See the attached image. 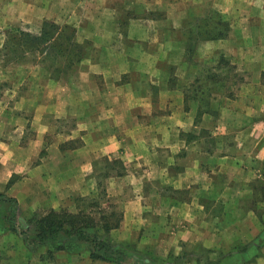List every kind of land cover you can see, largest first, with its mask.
<instances>
[{
    "label": "crops",
    "instance_id": "0c3cea01",
    "mask_svg": "<svg viewBox=\"0 0 264 264\" xmlns=\"http://www.w3.org/2000/svg\"><path fill=\"white\" fill-rule=\"evenodd\" d=\"M45 25L59 52L27 51L13 111H0V199L16 205L0 260L41 249L42 264H118L87 243L32 250L13 224L20 210L98 216L105 200L109 241L147 264H264V212L241 205L260 187L264 201V0H0V55ZM50 70V92L30 87Z\"/></svg>",
    "mask_w": 264,
    "mask_h": 264
},
{
    "label": "trees",
    "instance_id": "16d2710c",
    "mask_svg": "<svg viewBox=\"0 0 264 264\" xmlns=\"http://www.w3.org/2000/svg\"><path fill=\"white\" fill-rule=\"evenodd\" d=\"M54 30L53 25H45L38 34L20 29L18 36L5 46L4 50L6 51L14 46L13 50L16 53L19 45L23 47L24 49L18 55L17 60L23 59V54L27 51L43 54L44 50L53 48L52 50L59 52V43L57 42L59 37L54 38L56 32ZM64 38L67 39V37ZM68 45L71 47L74 44L69 41ZM45 61L42 58V63L52 66L51 61ZM99 209L98 216L50 211L46 215L32 217L34 227L31 234L29 232L23 233V240L32 250L42 245H48L49 256L56 250H75L79 243H87L90 245V257L92 259L113 261L118 264H147L148 261L140 259L138 255L132 253L133 247L130 244L109 241L106 233L117 225L118 215L113 211L108 214L102 210V207ZM97 226H99L101 232L95 230ZM92 227H94V230H91ZM259 237V240H264V230ZM253 249L255 251L254 246L253 248L244 249L247 254L246 257L254 252ZM127 260L129 263L125 262ZM172 264H177V262ZM225 264H234V261L228 260Z\"/></svg>",
    "mask_w": 264,
    "mask_h": 264
},
{
    "label": "rangeland",
    "instance_id": "374dc122",
    "mask_svg": "<svg viewBox=\"0 0 264 264\" xmlns=\"http://www.w3.org/2000/svg\"><path fill=\"white\" fill-rule=\"evenodd\" d=\"M22 29L27 31V32H29V33L37 34L36 28H33V27L32 28L22 27ZM13 47H11L10 49H7L6 51H4V56L0 55V64H4L5 69H7L8 71L11 70L9 73H7V72L5 73L4 72L3 73L4 76H2L1 73H0V80H2L1 83H4L3 86H1V88H0V98L3 96L4 99H5V103L0 105V111L4 110V112H9V113L11 111H13V108H12V105H11L12 100H10V99L13 97V94H14V97L17 95L16 94V91H17L16 85L18 84V81L21 82L22 79L26 77L27 71L32 65L31 63L26 62V61L29 60L28 58L33 59L34 57H36V56H33V55H27L25 53V54H23V58H25L24 59L25 63H22V64L18 63V65H16L17 62H19V60H17V57L20 54V52L23 51L22 49H24V48L19 45L18 46V51H16V53H14ZM220 64H221L220 67L227 71V75H228L229 79L234 80L236 78H238V79L239 78H244L243 74L241 73L240 68L237 67V66H233V63H230L227 60H225V61L222 60V63H220ZM0 72H1V70H0ZM29 75H31L32 77L35 78V82L33 83V85H30V87H33V89H37L39 91L40 90L44 91V89L48 91L50 89L49 85L47 86V84L49 83V82H47V80L49 78H50V80H53V81L57 80L56 79L57 78V74L55 72H53L52 70H50L48 74H42V73H39V74L37 73L36 74L35 73V74H29ZM17 92H19V91H17ZM48 92H50V91H48ZM9 101H10V103H8ZM21 107L22 106H20V108ZM20 112H22L21 109H20ZM6 137H8V134H6ZM234 140H235L234 138L233 139H229V149L230 148H235L234 146H236V145H235ZM261 144H262V142L260 143V145ZM244 145L245 146H253V151L256 150L255 143L249 144V142H248L246 144L244 143ZM99 173H101V172H99ZM263 175H264V169H263ZM262 194H263V191H262V188L260 187L257 190V193L255 195V198L257 200H255L253 203H251V202H243L241 204L244 207V210L245 209H249V210H253V212L255 211L257 213H261L262 214L264 212V201L261 200L262 199ZM104 201L105 200H102L103 205H101V207L102 206L103 207L108 206V204H106ZM87 204H88L87 202L83 203V205L85 207L87 206ZM116 206H117V204H116ZM14 207H16L15 203L3 202L0 199V241L2 243H5L7 240H9V237H7V234H6L5 231H6V229H10L11 225H10V222H8V220L11 219V210ZM35 212L41 213V211H35ZM32 217H33V212H30V214H28V211L20 210V211H18V214H16V217L13 218L14 227H15V229L17 228V231L20 232L21 236L23 235L24 232H27V233L29 232L31 234V230L34 227L33 226V222L34 221L32 220ZM242 221L244 223L246 221H248L249 224H250L251 220L244 214ZM26 224H29V227H26ZM22 239H23V237L20 238L21 242H23ZM258 243L264 249V240H259ZM41 251L42 250L40 249V250H38L37 253L29 254L28 259H27L28 264H42V263L39 262V254L41 253ZM11 253H12V249H5L3 251V255L4 256H2V259L0 260V264H5L8 256L11 255ZM22 257H23V254H22ZM25 258H27V255L25 256ZM58 261H59V263H61V262L65 263V261L62 258H59ZM125 262L129 263L128 260L125 261ZM152 264H155V263H152Z\"/></svg>",
    "mask_w": 264,
    "mask_h": 264
}]
</instances>
